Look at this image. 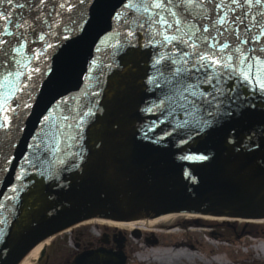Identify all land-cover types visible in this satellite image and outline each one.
Segmentation results:
<instances>
[{
	"label": "water",
	"instance_id": "1",
	"mask_svg": "<svg viewBox=\"0 0 264 264\" xmlns=\"http://www.w3.org/2000/svg\"><path fill=\"white\" fill-rule=\"evenodd\" d=\"M128 4L0 3V264L90 219H264V91L235 70L264 58V4Z\"/></svg>",
	"mask_w": 264,
	"mask_h": 264
},
{
	"label": "rangeland",
	"instance_id": "2",
	"mask_svg": "<svg viewBox=\"0 0 264 264\" xmlns=\"http://www.w3.org/2000/svg\"><path fill=\"white\" fill-rule=\"evenodd\" d=\"M92 225L93 223L83 226L90 228ZM170 229H176L177 232L169 233ZM170 229L141 231L146 237L154 234L158 239L156 244L147 243L143 237L128 236L125 264H264V255H258L252 249L264 242V223L235 221L225 225L222 221L210 219H199L193 223L187 218L181 219ZM126 232L129 233L130 230ZM91 233L95 235L93 231ZM179 243L192 245V248L183 247L188 249L187 252H172L171 259L167 257L162 262L143 261L138 258L142 249L148 251L150 248H156L168 251L172 249L173 244ZM168 260L171 263L167 262Z\"/></svg>",
	"mask_w": 264,
	"mask_h": 264
},
{
	"label": "flooded vegetation",
	"instance_id": "3",
	"mask_svg": "<svg viewBox=\"0 0 264 264\" xmlns=\"http://www.w3.org/2000/svg\"><path fill=\"white\" fill-rule=\"evenodd\" d=\"M91 231V228L81 225L73 227L60 238L57 237L50 242L35 264H68L76 255L99 247L112 251L123 247L125 252L127 237L132 235L143 237L146 242L152 241V237L143 236L140 231H132L128 234L117 227L101 226L96 235Z\"/></svg>",
	"mask_w": 264,
	"mask_h": 264
},
{
	"label": "bare ground",
	"instance_id": "4",
	"mask_svg": "<svg viewBox=\"0 0 264 264\" xmlns=\"http://www.w3.org/2000/svg\"><path fill=\"white\" fill-rule=\"evenodd\" d=\"M197 215L192 214H166L162 216H158L154 219L138 222V223H131V222H114V221H107V220H96V221H90L88 223L93 224H103V225H112L115 227H118L120 229L125 230H143V229H157V228H172L177 222H179L181 219H191V218H197ZM207 218V217H203ZM210 219V218H207ZM222 220V219H221ZM261 222H264L261 221ZM176 229H170L169 233H176ZM45 244H47L46 241H42L35 245L23 258L18 264H33L36 260V257L41 249ZM183 247L192 248V245H187L183 243L179 244H173L172 249L165 251V250H159L156 248H150V250L146 251L145 249H142V251L139 253L138 258L140 260H150L154 262H162L167 257H171L172 252H187L188 249H185ZM254 249V252H256L258 255H264V242H260ZM168 254H170L168 256ZM175 254V253H174ZM179 255V254H177ZM152 259V260H151ZM171 259V258H170ZM167 262H170L169 260ZM166 262V263H167ZM171 263V262H170Z\"/></svg>",
	"mask_w": 264,
	"mask_h": 264
},
{
	"label": "snow or ice",
	"instance_id": "5",
	"mask_svg": "<svg viewBox=\"0 0 264 264\" xmlns=\"http://www.w3.org/2000/svg\"><path fill=\"white\" fill-rule=\"evenodd\" d=\"M5 0H0V3H4ZM41 2H43V0H41ZM84 0H81V3H83ZM171 0H151V2H149V0H144V6H143V10L145 13H147L149 11L150 7H154V8H160L163 5H165L166 3H170ZM189 3L192 2V0H188ZM231 2L233 4H239L240 0H231ZM255 3L256 5H260V4H264V0H244V3L246 4H251V3ZM7 3L9 5H11L13 3V0H7ZM65 3H67V0H65ZM132 4V0H129V4L126 6H131ZM25 5L24 4H20L19 7L23 8ZM63 6V5H61ZM68 8L71 9L73 6L71 4H67ZM216 7H222V4H217ZM3 14H0V16H2ZM174 15V13H173ZM160 23H164L166 24L167 21H161ZM177 23H179V21H177ZM219 23L224 24L225 20L223 18L220 19ZM170 26V25H169ZM165 39H167V37H165ZM5 43V41H0V44ZM222 47H226V46H222ZM242 55V53H241ZM211 59V57L208 56V54L206 53L204 56L200 57V60H208ZM229 60L232 59L231 56L228 57ZM256 61H259V63L253 62L251 61V59L249 61H244L241 60L240 63L245 64L246 67L243 71H241L239 68H236L235 70L237 72H240V74L243 76V78L245 79V81L248 80H252L253 82L256 83V85L259 87L260 90L264 91V58H261L260 56L256 57ZM215 63L219 64L221 63L220 60H216ZM224 66L225 67H230L231 65H229L227 63V61H224ZM182 72L181 69H177V74H180ZM207 78L208 74L205 73L204 74ZM189 87H192V85H189ZM192 95H195V93L193 92ZM7 110L4 109H0V113L6 112ZM5 119H7V117H5ZM45 120H47V117H45ZM5 125H0V127H3Z\"/></svg>",
	"mask_w": 264,
	"mask_h": 264
}]
</instances>
